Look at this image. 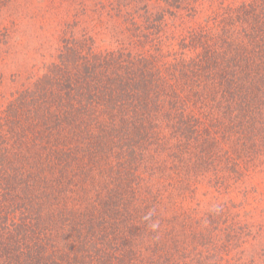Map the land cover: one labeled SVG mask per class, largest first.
<instances>
[{"label":"trees","instance_id":"trees-1","mask_svg":"<svg viewBox=\"0 0 264 264\" xmlns=\"http://www.w3.org/2000/svg\"><path fill=\"white\" fill-rule=\"evenodd\" d=\"M36 3L0 0V264H264V0Z\"/></svg>","mask_w":264,"mask_h":264},{"label":"rangeland","instance_id":"rangeland-1","mask_svg":"<svg viewBox=\"0 0 264 264\" xmlns=\"http://www.w3.org/2000/svg\"><path fill=\"white\" fill-rule=\"evenodd\" d=\"M23 3L26 4V7H25V11L28 10L31 11L32 8H36L37 7V4L36 1L37 0H22ZM46 3V2H45ZM39 6V4H38ZM35 24L33 25V27L37 28V31L40 33L38 27L39 25H41V23L39 21L37 22H34ZM12 25V20L9 16L5 15L3 17H0V32L1 31H4L6 28L5 27H10ZM12 34H11V44L10 46H7V39L4 37H2V39H0V41L4 44L2 47V49L0 48L1 52H0V57L2 56H7L10 58L12 56V48L15 47V49H19L20 47H17L19 46V42L21 41L20 38L17 36V31H16V28L15 27H12L10 28ZM30 33L33 34L34 33V29H31L30 30ZM28 40L30 42V44L32 45V43L34 42L35 39L32 40L31 37H28ZM32 40V41H30ZM18 44V45H17ZM100 44L105 46V45H109V42L106 40L105 42H102L100 41ZM58 47V46H57ZM20 50H27L24 48V44L21 45V49ZM20 50H17V52H19ZM56 52V47L54 48H51V49H48L44 55H39V53H32V56L33 58L30 59L31 61V64H34L36 67H35V70L34 71H37L41 64H42V61L43 60H46L48 59L49 56L55 54ZM37 55V57H35ZM14 56V55H13ZM35 57V58H34ZM7 58L3 59V60H6ZM8 62H10V59H7ZM29 66L31 67V65L29 64ZM3 67L0 65V71L2 72L3 71ZM14 68H8L6 70H4V82L2 85H0V93L2 94H6L4 98H1L0 99V106L2 105V103L5 101V98L9 97V94L10 92L14 91L18 86L21 85V83L23 82L22 80H19V81H16V82H12V75L11 73L14 72ZM237 202L240 201V198L236 199Z\"/></svg>","mask_w":264,"mask_h":264}]
</instances>
